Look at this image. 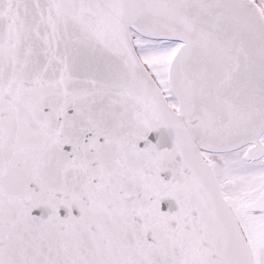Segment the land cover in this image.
Wrapping results in <instances>:
<instances>
[{
	"label": "snow or ice",
	"instance_id": "6c2138e0",
	"mask_svg": "<svg viewBox=\"0 0 264 264\" xmlns=\"http://www.w3.org/2000/svg\"><path fill=\"white\" fill-rule=\"evenodd\" d=\"M0 264H264V0H0Z\"/></svg>",
	"mask_w": 264,
	"mask_h": 264
}]
</instances>
